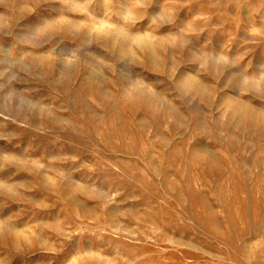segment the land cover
Instances as JSON below:
<instances>
[{
  "label": "rangeland",
  "instance_id": "obj_1",
  "mask_svg": "<svg viewBox=\"0 0 264 264\" xmlns=\"http://www.w3.org/2000/svg\"><path fill=\"white\" fill-rule=\"evenodd\" d=\"M0 264H264V0H0Z\"/></svg>",
  "mask_w": 264,
  "mask_h": 264
}]
</instances>
